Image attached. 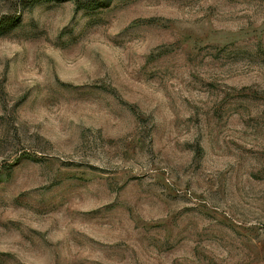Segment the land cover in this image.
<instances>
[{"label": "rangeland", "instance_id": "1", "mask_svg": "<svg viewBox=\"0 0 264 264\" xmlns=\"http://www.w3.org/2000/svg\"><path fill=\"white\" fill-rule=\"evenodd\" d=\"M0 0V264H264V0Z\"/></svg>", "mask_w": 264, "mask_h": 264}, {"label": "trees", "instance_id": "2", "mask_svg": "<svg viewBox=\"0 0 264 264\" xmlns=\"http://www.w3.org/2000/svg\"><path fill=\"white\" fill-rule=\"evenodd\" d=\"M49 0H20L21 7H30L35 4L47 2ZM76 10H94L101 8L106 0H72ZM16 20L15 15H0V29L4 26L11 25Z\"/></svg>", "mask_w": 264, "mask_h": 264}]
</instances>
